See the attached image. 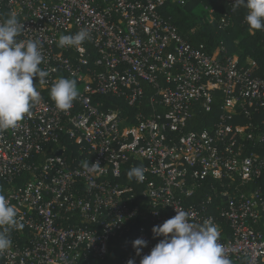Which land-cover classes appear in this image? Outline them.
<instances>
[{
	"label": "built area",
	"instance_id": "1",
	"mask_svg": "<svg viewBox=\"0 0 264 264\" xmlns=\"http://www.w3.org/2000/svg\"><path fill=\"white\" fill-rule=\"evenodd\" d=\"M188 1L0 0V22L16 14L48 73L31 115L0 131V190L22 225L0 264H139L175 208L210 219L232 264H264V75L182 36L170 11ZM81 29L79 48L58 46ZM61 77L79 92L66 111L50 96Z\"/></svg>",
	"mask_w": 264,
	"mask_h": 264
},
{
	"label": "clouds",
	"instance_id": "2",
	"mask_svg": "<svg viewBox=\"0 0 264 264\" xmlns=\"http://www.w3.org/2000/svg\"><path fill=\"white\" fill-rule=\"evenodd\" d=\"M235 6L247 8L245 20L251 30H264V0H234ZM23 25L15 13L0 22V131L15 128L26 115H31L32 105L39 100L40 93L34 85V78L43 81L48 73L39 65L43 61L41 45L38 40H17ZM88 37L86 29L72 35H61L58 46H79ZM79 92L76 81L58 78L50 90V96L56 107L62 111L69 110ZM88 168V164H84ZM100 164L93 163L92 171L99 170ZM128 179L135 177L138 181L145 179L142 167H133L127 172ZM176 214L162 224L154 225V237H162L141 256L139 264H232L225 255L224 246L218 242L219 229L210 220L203 224L192 221L191 215L175 208ZM18 209L13 206L0 190V252L12 246L10 230L22 225L18 219ZM148 241L136 238L132 246L137 255H141ZM127 264H136L130 258Z\"/></svg>",
	"mask_w": 264,
	"mask_h": 264
},
{
	"label": "trees",
	"instance_id": "3",
	"mask_svg": "<svg viewBox=\"0 0 264 264\" xmlns=\"http://www.w3.org/2000/svg\"><path fill=\"white\" fill-rule=\"evenodd\" d=\"M189 0L181 6H173L170 11L171 21L179 32L194 45H204L211 54H216L223 44L229 55L237 54L244 60L251 56L256 60L254 73L264 75V30L249 31L250 27L245 20L247 8L235 6L232 0ZM206 4L215 8L214 19H209L207 13H196V7ZM222 10L231 15L232 24L226 29L218 28L217 21ZM131 164V163H130Z\"/></svg>",
	"mask_w": 264,
	"mask_h": 264
},
{
	"label": "rangeland",
	"instance_id": "4",
	"mask_svg": "<svg viewBox=\"0 0 264 264\" xmlns=\"http://www.w3.org/2000/svg\"><path fill=\"white\" fill-rule=\"evenodd\" d=\"M196 13H198V14H200V15H202L203 13H205L206 12V9H205V7L203 6V5H199V6H197L196 7Z\"/></svg>",
	"mask_w": 264,
	"mask_h": 264
}]
</instances>
